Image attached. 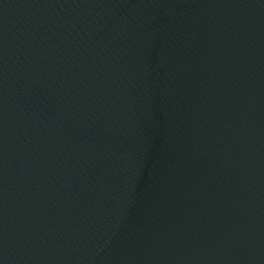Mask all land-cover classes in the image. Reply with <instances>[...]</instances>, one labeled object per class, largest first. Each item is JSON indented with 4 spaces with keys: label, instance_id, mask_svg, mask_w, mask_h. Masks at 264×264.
I'll use <instances>...</instances> for the list:
<instances>
[{
    "label": "water",
    "instance_id": "95a60500",
    "mask_svg": "<svg viewBox=\"0 0 264 264\" xmlns=\"http://www.w3.org/2000/svg\"><path fill=\"white\" fill-rule=\"evenodd\" d=\"M0 264H264V0H0Z\"/></svg>",
    "mask_w": 264,
    "mask_h": 264
}]
</instances>
